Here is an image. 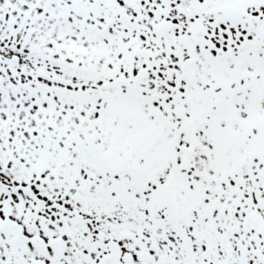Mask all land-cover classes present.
I'll return each mask as SVG.
<instances>
[{"label": "snow or ice", "instance_id": "1", "mask_svg": "<svg viewBox=\"0 0 264 264\" xmlns=\"http://www.w3.org/2000/svg\"><path fill=\"white\" fill-rule=\"evenodd\" d=\"M0 264H264V0H0Z\"/></svg>", "mask_w": 264, "mask_h": 264}]
</instances>
